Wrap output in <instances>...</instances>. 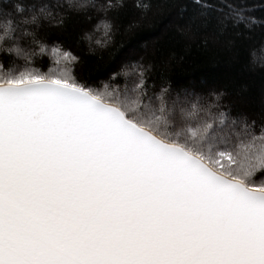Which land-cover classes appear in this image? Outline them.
Here are the masks:
<instances>
[{
  "label": "snow or ice",
  "instance_id": "obj_1",
  "mask_svg": "<svg viewBox=\"0 0 264 264\" xmlns=\"http://www.w3.org/2000/svg\"><path fill=\"white\" fill-rule=\"evenodd\" d=\"M172 2L186 39L257 24L245 0ZM123 7L0 0V264H264V113L233 115L224 91L153 93L142 65L131 88L81 71L47 35L103 13L105 47Z\"/></svg>",
  "mask_w": 264,
  "mask_h": 264
},
{
  "label": "trees",
  "instance_id": "obj_2",
  "mask_svg": "<svg viewBox=\"0 0 264 264\" xmlns=\"http://www.w3.org/2000/svg\"><path fill=\"white\" fill-rule=\"evenodd\" d=\"M11 2L27 8L28 0ZM123 3L124 7L115 19L111 13L107 17L113 24V36L105 47L95 44L96 39L104 40L102 30L93 31L100 19L105 18L103 13L93 12L90 20L73 13L64 30L58 29L54 21L44 22L47 35L50 39L61 37L65 40L72 52L80 57L81 71L96 65L114 72L132 71L134 80L127 75L121 78L122 82L126 79L131 88L138 80L137 66L142 65L147 70V83L153 93L159 92L161 87L170 86L173 90L188 87L206 96L210 102L211 92L224 91L222 103L233 115L240 111L257 120L261 118L264 113V63L261 62L264 46L260 40L264 38L261 23L264 22V4L260 0H245L250 10L244 15L254 17L256 25L245 28L244 23H240L223 33L208 32L189 39L178 32L182 18L172 0H123ZM188 7L195 8L196 5L188 4ZM85 32H93L92 42L84 39ZM205 38L206 43L203 42ZM23 43L21 41L22 46ZM44 63L38 61L36 66L42 67ZM110 74L100 75L96 83L107 81ZM240 91L243 95L237 97L236 93Z\"/></svg>",
  "mask_w": 264,
  "mask_h": 264
},
{
  "label": "rangeland",
  "instance_id": "obj_3",
  "mask_svg": "<svg viewBox=\"0 0 264 264\" xmlns=\"http://www.w3.org/2000/svg\"><path fill=\"white\" fill-rule=\"evenodd\" d=\"M128 72H130V73H128ZM126 73H127V74H126L127 77H130L132 80H134V78H133V73H134V72H132V71H127ZM136 81H137V80H136ZM136 81H135V82H136ZM128 83H129V82H127V84H128Z\"/></svg>",
  "mask_w": 264,
  "mask_h": 264
}]
</instances>
